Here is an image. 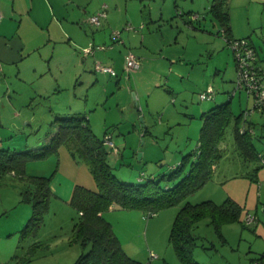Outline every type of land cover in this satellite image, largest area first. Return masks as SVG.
I'll return each instance as SVG.
<instances>
[{
	"label": "rangeland",
	"instance_id": "1",
	"mask_svg": "<svg viewBox=\"0 0 264 264\" xmlns=\"http://www.w3.org/2000/svg\"><path fill=\"white\" fill-rule=\"evenodd\" d=\"M212 1H145L140 13L137 11L142 19L130 24L138 32H149L144 41L149 53L160 49V56H165L166 64L171 67L150 64L136 75L142 70L141 66L128 78L121 72L119 84L115 83V77L102 73L101 83L96 88L88 93L85 91L88 85L80 88L88 98L85 100L87 96L78 93V97L83 98L80 101L87 102L86 108L83 109L82 104L79 110H85L86 115L92 112L94 133L99 137L104 131L109 133L122 154L117 166L113 157L110 160L118 179L138 182L153 178L161 186L172 188L189 170L192 155L177 175L169 177L174 165L197 151L206 110L230 98L235 77L234 59L224 39L216 32L220 26L218 21L207 10ZM246 4L245 0H234L231 18L239 32L255 31L261 39L264 11L255 4L246 9ZM189 12L200 15L193 24L201 25L203 30L194 29L186 22ZM141 23L143 29L138 28ZM127 50L139 58L133 47ZM59 83L60 87L52 77L44 76L35 82L10 79L1 84L7 92L0 99V133L3 134L0 150H26L38 136H49L54 130L51 121L57 115L50 113L49 106H58L62 114L67 104L74 101L75 91ZM208 85L215 90L214 99L200 100L198 93ZM54 88L57 93H53ZM35 90L49 97L43 98ZM247 98L242 91L231 97V120L218 145L220 155L214 163L216 169L213 168L202 186L151 216L135 208H114L103 213L130 257L141 264H185L168 239L178 210L186 202L196 204L211 200L220 204L227 198L242 206L243 219L247 213H255L257 225L232 222L222 225L219 233L207 218L200 220L194 228L197 245L191 252L192 261L196 264H247L250 258L264 253V175L258 177L248 168L257 164L256 171L264 170V165L260 166L258 160H243L233 142V127L241 123L239 113L252 107L251 97ZM250 117L257 125V133L250 139L256 150L264 154V128L259 127L264 124V114L256 110L247 114L248 120ZM45 161L41 160L44 164L30 163L28 172L50 174L58 161L49 164ZM78 174L77 184L94 185L85 163H81ZM69 175L61 170L53 174L47 209L42 222L33 227L28 226L32 206L23 197L24 182L13 173L0 170V264H73L88 250L89 246H82L71 238L75 211L68 203Z\"/></svg>",
	"mask_w": 264,
	"mask_h": 264
},
{
	"label": "trees",
	"instance_id": "2",
	"mask_svg": "<svg viewBox=\"0 0 264 264\" xmlns=\"http://www.w3.org/2000/svg\"><path fill=\"white\" fill-rule=\"evenodd\" d=\"M228 3L229 0H213L207 10L218 21L220 26L216 32L221 35L225 45L233 54L235 77L232 82L233 88L230 92V98L225 102L210 107L205 112L206 119L201 127V139L199 140L197 151L187 154L183 161L174 165L173 172L169 177H172L173 174L177 175L188 160V156L192 155L189 170L172 188L161 186L159 181L153 178L138 182H127L118 179L110 160L113 157L112 160L113 162L116 161L114 163L117 166L120 163L118 157L121 152L114 144L109 133L105 131L101 137L97 136L88 124L86 115L82 113L68 112L57 114L54 120L51 121L54 130L49 133V136H46L47 140L38 147L31 146V148L22 151L0 150L1 172H11L24 182L23 197L32 206V216L28 221V226L31 225L33 227L38 226L42 222L52 192L50 181L53 174L57 171V166L50 174L44 175L29 173L27 170L29 164L50 157L57 158L60 147L66 148L71 157L78 160L80 164H86L92 175L94 185L85 187L76 183L72 188L68 203L75 211L71 238L82 246H89V248L86 252L81 253L73 264H141L125 252L111 223L104 217L103 213L114 208H135L151 216L161 207L176 203L209 179L215 160L220 155L218 145L223 138L225 126L231 120L232 110L229 107L231 97L240 91L247 93L243 88L239 87L244 83V81L238 79L239 73L242 74V72L246 71L264 85V66L261 65L258 49L248 37H234L230 33ZM188 15V23L192 27L204 29L199 24L197 26L193 24V21H197L200 18L198 13L189 12ZM105 17L106 15L100 18L98 25L92 24L90 21L89 23L98 27ZM126 27L127 29H136L132 25H126ZM142 27L143 25L141 24L138 28ZM113 30L119 31L117 39L113 38ZM221 30L224 32L221 33ZM110 37L112 42H119L122 39L121 29H112ZM233 39L244 41L241 48L237 49L242 57L241 59L235 57L232 49ZM261 40L264 43V37ZM262 49H264V45H262ZM247 51H251V54L248 55ZM129 52L132 51L128 50L126 55ZM134 56L138 61V67L134 70L126 71L124 63L122 73L125 78H128L130 73L140 68L139 58L135 54ZM108 74L113 77L118 76L117 71H115V74ZM208 87L198 93L200 100H212L214 98L215 90L211 87V91L208 92ZM201 94H204V97H200ZM247 96L251 97L253 101L252 107H246L239 113L241 123L234 125L233 139L236 148L244 159H259L262 161L264 154L256 150L250 139L251 135H255V132L253 123L248 120L247 115L245 116L247 130L245 129L244 132L240 131L244 122V111L252 110L253 112L258 110L254 107L253 96L249 94ZM262 128H264V124H262ZM107 138L113 142L114 148L107 145ZM256 168L254 169L255 171ZM204 218H207L208 223L219 233L221 226L224 224L240 222L242 225H247L243 223L242 206L232 198H227L220 204H216L211 200L196 204L186 202L178 210L168 238L176 255L185 264H196L191 259V252L197 245L194 228ZM151 257H154V255H151ZM262 258H264V254L251 258L247 264H251L255 259Z\"/></svg>",
	"mask_w": 264,
	"mask_h": 264
},
{
	"label": "crops",
	"instance_id": "3",
	"mask_svg": "<svg viewBox=\"0 0 264 264\" xmlns=\"http://www.w3.org/2000/svg\"><path fill=\"white\" fill-rule=\"evenodd\" d=\"M145 1L148 0H0V99L7 92L1 84L10 79H14L15 82H35L40 77L50 76L58 87H60L59 82H62L67 85L68 89L75 91L72 99L74 101L67 104V108H64L65 113L74 112L86 115L85 110L82 112L79 107L83 104V109H85L87 102L80 101L83 98H79L78 93L79 95L84 93L87 96L86 93L100 85L103 72L96 70L95 65L110 67L117 71L118 76L115 77V83L119 84L120 73L128 51L127 47H133L141 59L140 67L143 68L139 69L136 75H140L143 69L150 64L161 67L166 65L170 68L171 65L166 64V57L160 56V49L156 53L155 51L149 53V47L144 43L149 32L141 33L136 29L126 27V25H131L130 22L142 19L137 11L140 13V6ZM233 2L234 0H231L230 9L228 8L230 33L234 37H248L258 49L261 65L264 66L262 40L259 35L255 34V31L242 33L237 30L230 15ZM246 2L248 6L246 9L255 4L258 9L264 11V0H245ZM104 5L106 17L102 19L100 26L93 25L92 27L88 17L97 13ZM162 16L161 14V18ZM118 28L122 30V39L115 43L111 40L110 32L111 29ZM193 28L196 29V27ZM225 47L232 54L226 45ZM87 48L90 51L85 52L84 49ZM170 61L173 62V60ZM60 76L63 78L60 79ZM85 78L86 82L82 80ZM107 84L109 85L110 81H107ZM85 85H88L86 93L80 89ZM35 92L43 98L49 97L41 93V90H35ZM57 92L58 90L54 88L53 93ZM245 95L247 100V93ZM87 98L88 96L85 100ZM49 110L51 114H59L61 111L58 106L54 108V105L49 106ZM92 116V112L86 115L88 124L94 132L95 121ZM250 119L256 135V121L252 117ZM260 126L262 127L261 124ZM0 137L3 138V134L0 133ZM46 140L47 137L38 136L32 147H38ZM46 160L48 164L58 161L57 171L61 170L63 174H70L69 189L72 192L73 183L76 184L78 181L80 162L73 159L64 147L59 148L57 158L51 159L50 157ZM243 160L252 161V159ZM32 163L44 164L41 161ZM258 163L260 166L264 165L259 159ZM256 166L258 165L251 164L248 168L258 177L264 175V170H254ZM70 195L71 193L68 195L69 198ZM253 224L256 226L257 222Z\"/></svg>",
	"mask_w": 264,
	"mask_h": 264
},
{
	"label": "built area",
	"instance_id": "4",
	"mask_svg": "<svg viewBox=\"0 0 264 264\" xmlns=\"http://www.w3.org/2000/svg\"><path fill=\"white\" fill-rule=\"evenodd\" d=\"M106 15V10H105V5L104 7H102V9H100L96 14L92 15L89 17V21L92 24L98 25L100 22V18L104 17ZM224 31L221 30V33H223ZM113 34V38L117 39L119 37V31L113 30L112 31ZM244 44L243 40H232V49L235 53V57H237L238 59H241L242 57L240 56L239 50L237 51V49L241 48V46ZM85 52L90 51L89 48L84 49ZM247 54H251V51H247ZM96 69L101 70L103 72H108L110 74H115V70L110 68V67H105V66H101V65H95ZM138 67V61L136 60L134 54L132 52H129L126 57H125V66L124 68L126 69V71H130V70H134ZM240 76H238V79L244 81V83L242 85H240L239 87L243 88L247 94L252 95L253 96V100H254V107L257 108L262 114H264V85H262L259 81H257V78H255L254 76H252L251 74H249L248 72H242L239 73ZM208 92L211 91V87H208ZM234 93V92H233ZM200 97H204V94H201ZM252 112L251 111H244V116H243V125L240 128L241 132H244L246 129V123H245V116L249 113ZM247 130V129H246ZM251 132V130H250ZM106 143L108 146L114 148L113 146V142L111 140H109L107 138ZM262 162H264V159H262ZM262 213H264V210H262ZM257 216L255 213L251 214V213H247L243 219V222L247 225H250L254 222L257 221ZM251 264H264V258L262 259H255L254 261H252Z\"/></svg>",
	"mask_w": 264,
	"mask_h": 264
}]
</instances>
